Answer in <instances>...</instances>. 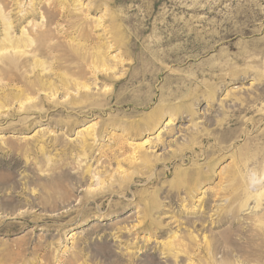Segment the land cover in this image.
Masks as SVG:
<instances>
[{
    "label": "rangeland",
    "instance_id": "374dc122",
    "mask_svg": "<svg viewBox=\"0 0 264 264\" xmlns=\"http://www.w3.org/2000/svg\"><path fill=\"white\" fill-rule=\"evenodd\" d=\"M0 264H264V0H0Z\"/></svg>",
    "mask_w": 264,
    "mask_h": 264
},
{
    "label": "bare ground",
    "instance_id": "6f19581e",
    "mask_svg": "<svg viewBox=\"0 0 264 264\" xmlns=\"http://www.w3.org/2000/svg\"><path fill=\"white\" fill-rule=\"evenodd\" d=\"M8 43H11V47L10 48H12V50H14L15 49V48H13L14 44L11 41H8ZM16 43H18V42H16ZM15 45H18V47H19V44H15ZM27 45H28V43H27ZM9 59H10L9 62L6 63V67L4 69H1V74L3 72V74H7V76H9V77H11V76H14L15 78L20 77V74H17V71H19L21 69V67L23 68L25 66V63L29 61L28 58H23V57L21 58V56L20 57L16 56V52H15L14 54L11 55V57ZM50 83L48 84L49 86H50ZM41 85H43V84H41ZM38 98L40 99V97H38ZM30 100H33V99L27 98V101H30Z\"/></svg>",
    "mask_w": 264,
    "mask_h": 264
}]
</instances>
